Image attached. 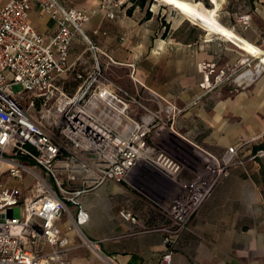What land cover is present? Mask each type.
Wrapping results in <instances>:
<instances>
[{"label": "crops", "instance_id": "obj_1", "mask_svg": "<svg viewBox=\"0 0 264 264\" xmlns=\"http://www.w3.org/2000/svg\"><path fill=\"white\" fill-rule=\"evenodd\" d=\"M8 1L0 0V4ZM59 1L68 8L96 11L85 35L100 52L91 50L82 38H75L68 57L72 70L58 83L72 93L78 85L76 72L99 67L112 82L138 95L148 109L161 110L171 128L156 136L155 145L181 166L178 182L204 179L192 167L193 162L205 168L212 158L220 160L226 151L263 138L264 71L246 86L237 85L238 80L228 78L224 71L238 73L246 59L256 62L257 58L205 31L199 39H180L184 18L175 7L159 14L134 7L132 0H121L122 4L104 10H98L97 0ZM247 1L251 15L248 28L237 23L234 13L230 14V24L222 26L263 50L264 0ZM28 21L45 37L56 31L54 22L35 6ZM217 71L224 74L216 78ZM207 74L210 86L203 89L200 84ZM167 106L173 107L172 119L163 111ZM134 114L137 117L141 112ZM232 178L233 172L201 205L188 232L179 239L170 264H264L258 258L264 249H257L255 242L260 240L255 235L252 245L233 243L234 230L229 232L227 214L230 202L232 211L238 209L234 203L238 205L239 199L228 197ZM179 191L177 183L142 161L123 182L107 181L86 193L81 205L88 221L80 230L86 239L97 243L98 252L89 251L70 234L74 245L68 256L70 264H106L98 258L101 255L113 264H160L166 253L161 229L169 224L168 209ZM121 210L130 211L135 223L123 220ZM217 214L220 220L215 221Z\"/></svg>", "mask_w": 264, "mask_h": 264}, {"label": "built area", "instance_id": "obj_2", "mask_svg": "<svg viewBox=\"0 0 264 264\" xmlns=\"http://www.w3.org/2000/svg\"><path fill=\"white\" fill-rule=\"evenodd\" d=\"M97 2L98 10L122 4ZM32 6L54 22L51 37L28 21ZM95 12L68 8L59 0L0 4V264H70L74 229L80 245L98 252L97 243L80 230L88 221L81 198L107 181L123 182L142 161L180 187L168 209L169 224L161 229L166 253L160 264H170L176 236L210 196L212 184L200 178L178 182L181 166L156 149L154 137L165 127L161 110L148 109L99 67L76 72L72 93L58 83L72 70L68 57L75 38L100 52L85 35ZM236 21L247 29L250 15L241 14ZM16 85L21 89L13 91ZM209 86L207 74L200 87ZM135 111L141 112L138 118ZM163 111L174 117L173 107ZM234 154L230 149L220 160L212 158L219 175ZM7 179L11 181L5 184ZM26 179L31 186H23ZM16 207L20 218L13 217ZM119 215L135 223L130 211ZM98 258L113 264L108 257Z\"/></svg>", "mask_w": 264, "mask_h": 264}, {"label": "rangeland", "instance_id": "obj_3", "mask_svg": "<svg viewBox=\"0 0 264 264\" xmlns=\"http://www.w3.org/2000/svg\"><path fill=\"white\" fill-rule=\"evenodd\" d=\"M136 1L137 0H132L134 7L137 6ZM190 2L201 3L206 8H211L209 0H193ZM165 5L166 4L158 0H148L145 6L143 7V9H145L147 12L152 11L153 13L158 11L159 14L160 12H162L161 11L162 9L173 10L172 6H169V5L165 6ZM232 13L237 14L238 16L241 14L250 15L248 1L247 0H225L221 8L217 11L216 19L221 25L230 24L229 21H231L232 19H229V18H230V14ZM250 22H251V15H250ZM202 36H203V30L184 18L183 28L180 33V39L186 38V39L192 40L196 38L199 39ZM215 37H219V39L222 41H225V40L228 41L225 37H222L219 35H215ZM260 45H263L262 49L264 51V42H260ZM254 58H257L259 60L258 57H254ZM256 63H258V61L246 62L244 65V69H242L238 73L231 72L230 69L224 68V71L226 73L225 75H227L228 78L234 77L235 80H238L239 82L236 81L237 85L242 86V83H243V86L244 85L246 86L247 83H249L248 81H252L256 76H258L259 74L262 75L264 73V72L262 73V71L264 70H261V72L255 77H253L251 80L245 76H242L245 70H251V71L255 70ZM202 67H204V64H202ZM238 75L239 77H237ZM20 89H21V86L19 85L13 86V91H18ZM162 117L164 120L163 122H164L165 127L163 130L158 131L159 133L156 134L157 137L160 134H164L166 131H168L171 128V125H169L167 119L164 118V116ZM155 137H154V143H155V140L157 139V137L156 138ZM262 142H263V138L255 142L254 141L249 142L248 144L244 143L245 144L244 146L234 149L235 154L232 160L229 162V165L226 166L222 170V173L220 175H219L220 168L217 167V165H215L214 162L212 163L208 162L207 165L205 164V168H201V166H199L196 162H193L191 164L192 167L195 169V171H198L201 176L203 175L202 177L204 179L200 178L201 180H204L208 182L209 184H212L210 196L205 201L209 200L213 196L214 190L216 186L220 183V181L228 178L230 176V173L233 172V178L231 179V182L228 184L229 186L228 187L229 188L228 197L230 199H239L238 205L234 203V205L237 206L238 209L236 211H232V208H231L232 203L230 202L227 219L229 222V227H228L230 229L229 232L232 233V230H234L233 235L235 239L233 240V243H236V246H239V247H244V245H252L253 244L252 235H255V239L260 240L259 242H255V245L258 246L257 249H264V150L253 152V147L260 145ZM155 147L158 151L165 154L171 160H173L174 162H177L172 157H170L164 150L158 148L157 145H155ZM10 181H11L10 179H7V181L5 180V184ZM24 184L27 186H31L32 182L30 181V179H26V181L23 183V186ZM178 194L179 192L175 194V197ZM200 207L198 208V210L200 209ZM198 210H196V212L189 219V221L187 222V225L184 227L180 235L178 234L179 236L178 235L176 236L175 245H174L175 247L172 253L176 250L177 243L179 239L181 238V236H183L185 233L188 232L191 221L193 217L196 215V213L198 212ZM20 212H21L20 207L14 208L13 217L20 218V215H21ZM216 216L217 217L214 220L215 221L220 220V218L218 217V214ZM253 225H255V229L252 228ZM258 258L261 260H264V254H262Z\"/></svg>", "mask_w": 264, "mask_h": 264}, {"label": "bare ground", "instance_id": "obj_4", "mask_svg": "<svg viewBox=\"0 0 264 264\" xmlns=\"http://www.w3.org/2000/svg\"><path fill=\"white\" fill-rule=\"evenodd\" d=\"M166 5L175 7L179 10L182 16L198 26L200 29L207 33L217 34L225 37L227 40L239 46L246 54L253 57H258L261 64L256 65V69L245 70L242 76L249 78L250 80L258 75L264 68V51L259 47L252 45L251 43L241 39L236 34L232 33L228 29L224 28L216 19L217 11L221 8L225 0H209L211 8H206L201 3L196 2H183L180 0H158ZM74 233H78L77 229H74Z\"/></svg>", "mask_w": 264, "mask_h": 264}, {"label": "trees", "instance_id": "obj_5", "mask_svg": "<svg viewBox=\"0 0 264 264\" xmlns=\"http://www.w3.org/2000/svg\"><path fill=\"white\" fill-rule=\"evenodd\" d=\"M148 0H137L136 1V5L140 8H143L145 6V4L147 3ZM135 3V2H134ZM259 150H264V136H263V142L258 145V146H255L253 148V152H257Z\"/></svg>", "mask_w": 264, "mask_h": 264}, {"label": "water", "instance_id": "obj_6", "mask_svg": "<svg viewBox=\"0 0 264 264\" xmlns=\"http://www.w3.org/2000/svg\"><path fill=\"white\" fill-rule=\"evenodd\" d=\"M258 62H259V64H261L259 60H258Z\"/></svg>", "mask_w": 264, "mask_h": 264}]
</instances>
